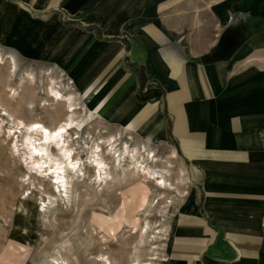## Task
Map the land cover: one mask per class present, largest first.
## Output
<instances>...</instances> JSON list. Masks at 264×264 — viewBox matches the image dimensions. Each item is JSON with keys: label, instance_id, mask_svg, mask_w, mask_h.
Listing matches in <instances>:
<instances>
[{"label": "crops", "instance_id": "obj_1", "mask_svg": "<svg viewBox=\"0 0 264 264\" xmlns=\"http://www.w3.org/2000/svg\"><path fill=\"white\" fill-rule=\"evenodd\" d=\"M0 42L194 166L166 264H264V0H0Z\"/></svg>", "mask_w": 264, "mask_h": 264}, {"label": "rangeland", "instance_id": "obj_2", "mask_svg": "<svg viewBox=\"0 0 264 264\" xmlns=\"http://www.w3.org/2000/svg\"><path fill=\"white\" fill-rule=\"evenodd\" d=\"M8 48L0 42V53H4L0 61V264H49L52 257L63 258L64 264H99L98 253L108 264H166L169 224L179 209L190 205L188 173L194 166L182 160L169 141L148 139L140 131H127L122 123L93 115L81 131L69 129L65 134L79 162L72 173L80 167L86 177L92 176L95 164L86 161L99 155L108 163L109 185L76 178L72 184L68 179L69 200L60 199L53 181L54 166L51 171L47 165L43 167L47 174L31 167L22 139L24 124L40 121L52 128L66 118L64 101L48 96L51 86L73 97L79 107L72 116L75 120L88 116L90 106L58 69L18 57L14 51L13 71ZM235 65L239 77L247 72L255 75L264 72V56L237 59ZM4 110L10 115L3 114ZM111 135L117 136L113 149L115 157L120 154L122 171L121 166L112 168L113 149L111 155L104 149L102 140ZM92 149L98 155H93ZM151 150L154 159L148 156ZM49 151L56 156L54 145ZM156 175L166 180L167 188L154 181ZM86 243L91 254H83L81 249L74 255L67 251V246L79 248Z\"/></svg>", "mask_w": 264, "mask_h": 264}, {"label": "bare ground", "instance_id": "obj_3", "mask_svg": "<svg viewBox=\"0 0 264 264\" xmlns=\"http://www.w3.org/2000/svg\"><path fill=\"white\" fill-rule=\"evenodd\" d=\"M7 53H8L7 57L10 59L9 60L10 68H12V70L15 71L16 63H15V59H14L15 56L13 55L14 53L11 52V51H8ZM3 54L0 53V61H3V58H4V57H2ZM11 93H12V95H14V94H16V91L13 89ZM47 93H48L49 97H52L57 102L64 101V103L66 104V118L60 120L52 128H50V126H47V125L43 124L40 121H30L29 123L24 124V127L26 129V133H24V135L22 136V139H23V145L27 149L28 158L31 159V162H30L31 163V167L35 168V169L37 168V170L39 169L42 173L47 174V172H45V170L47 168H43V167L45 165H47V167L50 169L52 165L54 166L53 168L55 170V173L53 172L54 174L53 173L52 174L54 175L53 177H54L55 180H53V181L57 182L55 187H56L57 191L59 192L58 194H59V198L60 199H64V197H65L67 200H69L68 199V194H67L68 191L66 190L67 187H68V183H69L68 179L72 180V184H75L73 182H74V178H76V179L82 180L84 182L86 180H88L87 182H90V184H92L91 183L92 180L95 181V182L97 180V182L98 181L100 182V185H101V183H104V186H108L109 185V181L107 180V177L110 175V173L105 169V166H107L108 163H106V161L103 158L99 157V155L95 152L96 150H93L94 149L93 147H92L93 148L92 151L91 150L90 151L92 152L93 155L94 154L98 155V157H94L92 155L93 158L91 159V158L88 157L87 158L88 161H86V162L90 161V163H92V161H93V164H95V166L93 167L94 168L93 170H94L95 173L92 176L86 177L84 175V173L81 172L80 167H78V168L76 167L77 169L74 171V173H72L74 168H75V166L77 165L76 163H79V162H78L77 158H74V148L72 147V145H69L67 143V139L65 137V134L68 133L69 129H74L75 133H78V130L81 131L84 128V126L88 122H90L91 119H89V118L93 117V113L89 112L88 116L86 115L85 118H82L80 121L79 120L77 121L72 116L76 113V110L79 109V107L76 105V103L73 100V97L70 94H62L58 89H56L55 87H52V86L49 88ZM69 113H71V115H69ZM3 114H6L7 116L10 115L5 110H4ZM20 124H22V122H20ZM37 125L39 127H34V126H37ZM36 134H40V137L39 138H35ZM75 137L77 138V137H79V135H76ZM116 141H117V136H115V135H111L106 140H102L103 145L105 147L104 149L106 150L105 152H107L109 155H111L110 154L111 151H112L111 149H113L114 146H116ZM52 145H54L57 148V154H56L55 157L52 156L51 155L52 153H50V151H49L50 147ZM95 145H96V147L95 146L94 147L96 149L97 148L99 149L100 145L99 144H95ZM115 152H117V151L113 149V151H112V153H113L112 154L113 155L112 156L113 157V159H112V168L114 170H117L121 166L120 162H119L120 154L116 155V157H115L114 156ZM121 155H123V154H121ZM149 155H151V158L154 159L155 153H153V150L148 152V156ZM129 157H131V155H129ZM74 159H75V161H74ZM148 159H149V157H148ZM126 164H129V163H126ZM126 164H124V165H126ZM136 165L138 166V164H135V166ZM139 168H141V167H139ZM51 170L52 169H50L49 171H51ZM69 170H70V172H69ZM120 170L121 171L124 170V167L121 166ZM41 172H40V174H41ZM140 173H141V171H140ZM143 174H145V172ZM155 180H156V183H159L158 185H160L161 187H164V188L166 187L167 188L166 180L163 179V177L161 178L160 176L159 177L157 176V178L154 179V181ZM58 184L63 188V190L60 191V189H59L60 186ZM168 185L170 187V184H168ZM75 186H77V185H75ZM74 188H77V187H74ZM94 188H95V186H94ZM72 190H73V188H72ZM97 191L98 190H96V193H97ZM60 193H62V194H60ZM54 194L55 193L53 192L51 195L55 196ZM44 210H46V209H44ZM145 228L147 229V226H145ZM88 246H89V244L86 243V244L80 245L79 248H76V247H74L72 245H70V247L67 246L66 248H67V251H69L71 253V255L76 254V252L79 251L80 249L83 252V254L86 253V255H87V254H91V252H88V250H89ZM96 257H97L96 261H98L99 264H108V260L104 258L103 254L98 253V254H96ZM68 259H69V255H68ZM136 263H133V264H136ZM49 264H64V259L61 258V257H59V258L52 257L50 262H49Z\"/></svg>", "mask_w": 264, "mask_h": 264}, {"label": "water", "instance_id": "obj_4", "mask_svg": "<svg viewBox=\"0 0 264 264\" xmlns=\"http://www.w3.org/2000/svg\"><path fill=\"white\" fill-rule=\"evenodd\" d=\"M216 54V48H214L210 53L206 54L202 60L208 61Z\"/></svg>", "mask_w": 264, "mask_h": 264}, {"label": "snow or ice", "instance_id": "obj_5", "mask_svg": "<svg viewBox=\"0 0 264 264\" xmlns=\"http://www.w3.org/2000/svg\"><path fill=\"white\" fill-rule=\"evenodd\" d=\"M34 127H39L38 125L37 126H34ZM62 131V130H61Z\"/></svg>", "mask_w": 264, "mask_h": 264}]
</instances>
